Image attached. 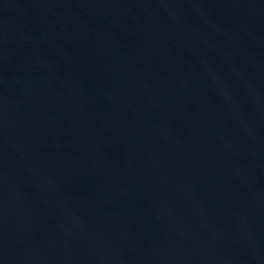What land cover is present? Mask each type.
<instances>
[{
	"label": "water",
	"instance_id": "1",
	"mask_svg": "<svg viewBox=\"0 0 264 264\" xmlns=\"http://www.w3.org/2000/svg\"><path fill=\"white\" fill-rule=\"evenodd\" d=\"M0 264H264V0H0Z\"/></svg>",
	"mask_w": 264,
	"mask_h": 264
}]
</instances>
